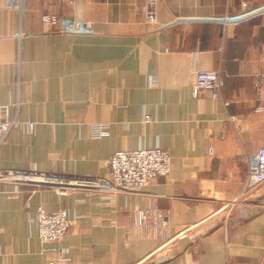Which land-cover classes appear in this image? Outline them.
Wrapping results in <instances>:
<instances>
[{
  "label": "crops",
  "instance_id": "1",
  "mask_svg": "<svg viewBox=\"0 0 264 264\" xmlns=\"http://www.w3.org/2000/svg\"><path fill=\"white\" fill-rule=\"evenodd\" d=\"M240 3L159 0L155 28L144 21L145 0H0V105L12 116L20 103L19 118L35 123L0 145V170L97 177L121 150L159 146L172 158L169 175L114 199L31 184L12 194L0 181V264L54 258L39 238V209L74 219L57 244L67 264H153L168 252L164 264H262L264 183L245 190L244 156L264 147V83L255 85L264 76V9L225 25L222 16L239 13ZM44 14L78 20L85 31L55 32ZM200 70L220 71L221 100L194 96ZM95 123L108 134L92 137ZM153 205L171 240L128 245L134 211Z\"/></svg>",
  "mask_w": 264,
  "mask_h": 264
},
{
  "label": "built area",
  "instance_id": "2",
  "mask_svg": "<svg viewBox=\"0 0 264 264\" xmlns=\"http://www.w3.org/2000/svg\"><path fill=\"white\" fill-rule=\"evenodd\" d=\"M157 4L158 0H145L144 12L149 23H155L157 20ZM10 5L20 9V5L16 1H11ZM241 7L248 13L251 5L248 1L241 0ZM263 9L264 6L256 7L251 13ZM243 18L242 11L233 16L222 17V20L228 24L233 19ZM42 21L58 33L85 31L82 22L71 18L45 15ZM263 83L264 76L258 75L255 79L257 90L261 89ZM223 87L224 80L219 70H200L195 74L193 84L195 97H201L204 92H210L212 99L221 100ZM19 105L20 103H17V110L12 116L7 106L0 105V145L6 142L13 129L33 130L35 127L34 122L22 121L19 118ZM225 105L228 103L225 102ZM229 119L234 121L236 116H230ZM144 121L151 122L153 119L150 115H145ZM108 128L109 126L106 124L95 123L91 126V136L94 138L103 137L108 134ZM208 153H213L212 147H209ZM244 161L247 165L245 190H251L264 183V147L256 153L245 155ZM107 166L108 173L97 177L59 175L40 172L35 168L27 171L7 169L0 170V181L13 186L10 191L12 194L20 192L22 185L31 184L36 187L51 188L62 195H67L71 191L85 190L91 195L114 199L120 193L141 192L145 187L150 186L157 177L168 175L171 172L172 159L167 149L156 146L118 151L108 160ZM73 220L65 209L52 213H47L43 209L38 210L39 238L44 244L49 245L46 250L54 255L49 264H67L70 261L67 251L60 249L57 244L67 234ZM170 230L165 213L157 205H153L134 211L133 224L126 229L125 235L128 245L133 237L163 239L166 242L171 240ZM261 263L264 264V252Z\"/></svg>",
  "mask_w": 264,
  "mask_h": 264
},
{
  "label": "rangeland",
  "instance_id": "3",
  "mask_svg": "<svg viewBox=\"0 0 264 264\" xmlns=\"http://www.w3.org/2000/svg\"><path fill=\"white\" fill-rule=\"evenodd\" d=\"M159 1V0H158ZM246 1V0H245ZM11 3V2H10ZM10 3H9V5H10ZM249 3V2H248ZM241 4V3H240ZM145 5V4H144ZM251 5V4H250ZM11 6V5H10ZM12 7V6H11ZM15 8V7H14ZM254 8H256V7H253L252 5H251V8L248 10V13H246L244 10H243V8L241 7V11L239 12V13H241L242 11H243V17H244V19L245 18H247V17H249V16H251L252 14H250L251 13V11L252 10H254ZM259 11H261V10H259ZM258 11V12H259ZM157 12V20H156V22L155 23H149L147 20H146V16H145V12H144V21L147 23V24H149V25H153L155 28H157V27H159L160 25H159V16H158V11H156ZM253 13V12H252ZM238 14V13H237ZM45 15H51V16H56V17H59V18H61L60 16H58V15H53V14H44L43 15V17L45 16ZM234 15H236V14H234ZM226 16H229V15H224V16H222V17H226ZM233 16V15H232ZM42 17V18H43ZM226 25V24H225ZM53 30V29H52ZM54 31V30H53ZM56 32V31H55ZM258 76V75H257ZM263 76V75H262ZM157 81V83H158V79H157V77H151V86H153V85H157V83L155 84V82ZM151 117V116H150ZM148 123V122H147ZM101 124H103V123H101ZM149 148V147H148ZM137 150V149H136ZM169 151V150H168ZM170 153V152H169ZM171 155V154H170ZM172 159V158H171ZM170 174V173H169ZM168 174V175H169ZM166 176V175H165ZM160 177V176H159ZM158 178V177H157ZM156 178V179H157ZM155 179V180H156ZM154 180V181H155ZM154 181H153V183H154ZM152 183V184H153ZM151 184V185H152ZM148 187V186H147ZM48 188V187H47Z\"/></svg>",
  "mask_w": 264,
  "mask_h": 264
},
{
  "label": "water",
  "instance_id": "4",
  "mask_svg": "<svg viewBox=\"0 0 264 264\" xmlns=\"http://www.w3.org/2000/svg\"><path fill=\"white\" fill-rule=\"evenodd\" d=\"M254 195H258L257 193L254 194ZM186 236H181L180 238H185ZM191 241H194L193 240V237L190 238ZM173 252H168L166 254H163V255H160V256H157L154 258V260L152 261L153 264H164L165 262L171 260L173 258Z\"/></svg>",
  "mask_w": 264,
  "mask_h": 264
}]
</instances>
